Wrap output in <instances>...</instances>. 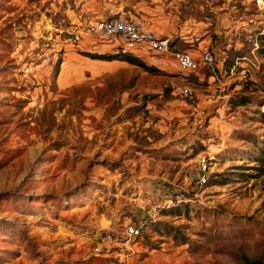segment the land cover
<instances>
[{
	"label": "rangeland",
	"instance_id": "obj_1",
	"mask_svg": "<svg viewBox=\"0 0 264 264\" xmlns=\"http://www.w3.org/2000/svg\"><path fill=\"white\" fill-rule=\"evenodd\" d=\"M124 14L214 64L93 58L117 53L85 26ZM263 34L264 0H0V264L263 260ZM155 205L137 242L94 250Z\"/></svg>",
	"mask_w": 264,
	"mask_h": 264
},
{
	"label": "built area",
	"instance_id": "obj_2",
	"mask_svg": "<svg viewBox=\"0 0 264 264\" xmlns=\"http://www.w3.org/2000/svg\"><path fill=\"white\" fill-rule=\"evenodd\" d=\"M256 5H263V0H255ZM85 32L90 36L102 39L109 44L116 52H126L141 57L143 54L169 55L182 72H195L202 66L211 67L215 58L208 44L198 47L197 51L190 49H179L173 44L169 36H159L155 33L152 22L146 17H135L130 14L113 15L88 23ZM192 90L188 86H182L177 93L182 97H187ZM207 158L200 157L198 166L200 175L196 182L203 185L208 180ZM166 207L173 205L174 199L185 200L181 192L173 188L168 190ZM142 212L134 218L122 223L114 229L104 232L100 237L94 250L97 253L106 255L112 249L120 250L123 245L137 242L149 230L152 223L158 219V205L146 210L142 207Z\"/></svg>",
	"mask_w": 264,
	"mask_h": 264
},
{
	"label": "trees",
	"instance_id": "obj_3",
	"mask_svg": "<svg viewBox=\"0 0 264 264\" xmlns=\"http://www.w3.org/2000/svg\"><path fill=\"white\" fill-rule=\"evenodd\" d=\"M260 38H264V34L260 36ZM117 54H113L110 56H100V55H94L93 58H101L103 60H113V59H119L122 61H126L130 64H135L142 66L143 68L147 69V66H145L138 58L137 56L126 53V52H116ZM255 161L259 163L260 169H262V172L264 173V149H260L259 155L255 158ZM244 264H264V259H250L248 257H244Z\"/></svg>",
	"mask_w": 264,
	"mask_h": 264
},
{
	"label": "crops",
	"instance_id": "obj_4",
	"mask_svg": "<svg viewBox=\"0 0 264 264\" xmlns=\"http://www.w3.org/2000/svg\"><path fill=\"white\" fill-rule=\"evenodd\" d=\"M154 31H155V33H156L157 35H159V36H167V34H159V33H157L155 29H154ZM199 45H201V44H199ZM191 51H192V52H195L194 50H191Z\"/></svg>",
	"mask_w": 264,
	"mask_h": 264
}]
</instances>
